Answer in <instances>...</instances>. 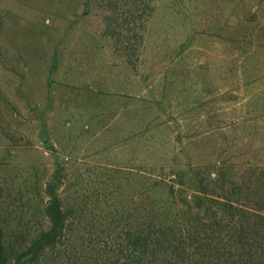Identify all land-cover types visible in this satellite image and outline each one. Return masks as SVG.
Wrapping results in <instances>:
<instances>
[{"label": "rangeland", "instance_id": "374dc122", "mask_svg": "<svg viewBox=\"0 0 264 264\" xmlns=\"http://www.w3.org/2000/svg\"><path fill=\"white\" fill-rule=\"evenodd\" d=\"M85 2L0 0V218L32 180L42 197L56 160L59 193L87 204V221L127 204L141 174L190 203L196 172L226 173L231 194L264 185V0H246L260 6V30L229 0H160L136 54L95 36Z\"/></svg>", "mask_w": 264, "mask_h": 264}, {"label": "trees", "instance_id": "16d2710c", "mask_svg": "<svg viewBox=\"0 0 264 264\" xmlns=\"http://www.w3.org/2000/svg\"><path fill=\"white\" fill-rule=\"evenodd\" d=\"M159 4L160 0H86L84 14L98 21L96 37L112 40L118 51L132 48L136 54ZM229 4L260 30L257 3L229 0ZM58 57L55 50L52 71ZM41 132L44 145L53 149L45 119ZM55 166L43 198L35 200L42 191L32 180L29 192L17 190L6 199L8 215L0 218V264H264L262 181L260 186L234 187L231 194L226 173L212 178V171L206 176L196 172L192 185L199 194L190 203L182 200V191L176 192L173 184L140 173L127 204L111 203L104 221L95 212L96 217L87 221V204L78 207L64 202L59 189L66 167L57 160ZM178 181L189 185L184 175ZM16 185L13 179L9 188ZM243 191L253 205L230 197ZM4 192L0 187V196ZM31 226L37 229L32 231Z\"/></svg>", "mask_w": 264, "mask_h": 264}]
</instances>
